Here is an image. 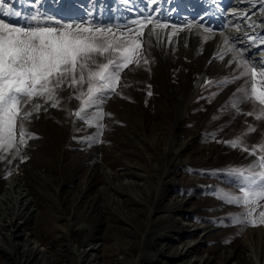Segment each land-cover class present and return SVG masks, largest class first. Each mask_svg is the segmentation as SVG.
I'll list each match as a JSON object with an SVG mask.
<instances>
[{"label":"rangeland","instance_id":"obj_1","mask_svg":"<svg viewBox=\"0 0 264 264\" xmlns=\"http://www.w3.org/2000/svg\"><path fill=\"white\" fill-rule=\"evenodd\" d=\"M116 2L0 0V18L20 24L33 15L57 19L53 14L66 17L70 10L60 8L71 7L79 10V19L57 20L131 26L134 19L125 12L132 1ZM221 2L209 5L218 10ZM116 5L126 21H119L118 12L109 18V7ZM247 5L252 10L244 20L261 12L264 0H247ZM153 7L162 10L159 4ZM5 10L21 15L6 17ZM204 37L184 30L171 44L146 46L150 63L126 69L120 95L103 105L99 142H86L97 129L74 115L81 105L69 99L72 89L58 93L59 107L49 103L47 111L33 113L25 128L36 138L7 154L0 150V195L11 176L21 180L26 193L21 200L32 207L16 220L46 252L22 263L13 245L0 244V264H264V225L234 223L233 217H243L248 209L220 198L241 195L244 182L230 170L247 169L256 161L226 142L239 138L249 149L264 143V119L246 115L258 113L251 102L240 105V114L230 106L244 81L220 82L238 75L235 64H228L236 55L216 58L226 49L225 39L213 49V38ZM250 126L256 130L245 135ZM6 195L0 215L4 210L14 216L16 194ZM259 211L264 201L256 218Z\"/></svg>","mask_w":264,"mask_h":264},{"label":"snow or ice","instance_id":"obj_2","mask_svg":"<svg viewBox=\"0 0 264 264\" xmlns=\"http://www.w3.org/2000/svg\"><path fill=\"white\" fill-rule=\"evenodd\" d=\"M155 3L157 0H147L149 6ZM3 14L6 17L21 15L8 10ZM193 27L196 26H185ZM185 28L162 23L151 14L132 20L131 26L124 28L95 26L90 22L65 23L39 15L31 16L24 24L0 18V150L7 154L17 144L26 146L29 139L36 138L26 131L25 122H30L33 113H38L45 104L59 107L58 93L65 88L74 92V97L69 99L80 101L81 107L74 113L76 118L97 129L96 135L88 136L86 142H99L97 138L104 127L100 121L106 115L103 105L111 95H120L118 88L124 71L131 70L132 65L149 64L145 47L152 41L157 45L171 44ZM168 29L171 31H166ZM203 32L210 34L211 29L204 28ZM208 38V35L204 37ZM225 44H228L227 39ZM234 51L228 47L216 58L223 60L224 55ZM241 56L238 54L228 61L229 66L235 64L238 75L220 83L243 80L244 86L236 89L235 98L229 104L240 114V105L251 102L254 107L258 106V113L246 115L259 121L264 119V65L258 69ZM255 130L250 126L245 135ZM226 143L255 156L256 161L247 169L230 170L244 182L241 195L222 194L220 198L248 209L243 217H233L234 223L252 227L264 225V211H259L258 218L255 217L264 201V143L252 149L241 147L239 138ZM16 154L19 155L18 148Z\"/></svg>","mask_w":264,"mask_h":264},{"label":"bare ground","instance_id":"obj_3","mask_svg":"<svg viewBox=\"0 0 264 264\" xmlns=\"http://www.w3.org/2000/svg\"><path fill=\"white\" fill-rule=\"evenodd\" d=\"M184 1H186L185 4H187L185 8L188 12L189 17L195 16L197 11H200L201 9L208 8L211 12L210 21L202 22L204 26H207L208 29L212 30L210 34L204 33L197 26L191 29L186 28V32H190L192 35H195L196 38L197 36L201 37V34H203L204 36L208 35L209 37H212L213 42L211 44L214 47L213 49H215L216 45L222 43V38L227 39L228 44L226 45L224 42L223 45L225 48H234L235 51L231 52V55L242 54V57L252 62V64L258 66L259 68L260 66L264 65V43H261V41L264 40V9L261 12H258L254 17H251L250 19L246 18V20H244V17L247 16L250 10H252L249 9L248 5L246 6L247 0H231L230 2L227 0H222L221 4L219 5V7H222L224 10V13L222 14H220L216 7L214 9L211 6L212 4L208 7L206 4H204L205 2L198 3L196 1H193L191 3H188L187 0ZM164 5L167 6L168 3H165ZM169 6L172 7V3L169 4L168 7ZM179 8L180 4L178 8H174V10L172 9V12L170 11L171 13L169 12L170 14L167 15V18H171L174 16V20L177 19V21H179ZM149 10H151L152 13H156V11L153 9L149 8ZM174 13L176 14L174 15ZM177 14L178 16L176 17ZM57 17L64 18L65 16L62 13ZM73 17L74 14L71 17L70 11L66 13L65 18ZM181 21H184V19H182ZM216 28H219L221 32H219V30L215 31ZM250 37L252 39H249ZM6 183L7 187H5L4 194L0 195V207L2 206V201L3 203H5V200L9 198L6 195V193L8 192L10 194L11 192L16 194L13 198L15 202L17 201V205L15 204L16 207H12V209L15 210V212L12 213H15L14 216L5 214L6 211L4 210L0 215V244H8L10 247L13 245L17 249L15 251L22 254L21 262L24 263L26 260H30L32 256L36 255L37 257H39L46 251L42 246L28 239V234L24 233L21 230L22 221L16 220V217L20 216L21 212H23L25 208L28 207L29 209L32 207L31 205H29V202H27L26 199L24 200L25 202L21 200L26 196L23 185L21 184V180L13 175L6 181ZM1 249L4 248L2 247Z\"/></svg>","mask_w":264,"mask_h":264}]
</instances>
